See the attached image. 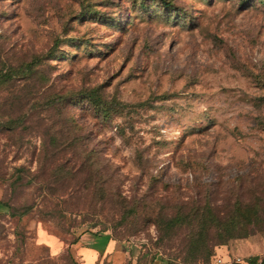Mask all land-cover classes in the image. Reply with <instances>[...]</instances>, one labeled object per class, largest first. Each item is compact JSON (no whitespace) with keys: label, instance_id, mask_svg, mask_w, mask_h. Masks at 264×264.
Returning <instances> with one entry per match:
<instances>
[{"label":"rangeland","instance_id":"obj_1","mask_svg":"<svg viewBox=\"0 0 264 264\" xmlns=\"http://www.w3.org/2000/svg\"><path fill=\"white\" fill-rule=\"evenodd\" d=\"M205 249L264 264V0H0V264Z\"/></svg>","mask_w":264,"mask_h":264},{"label":"trees","instance_id":"obj_2","mask_svg":"<svg viewBox=\"0 0 264 264\" xmlns=\"http://www.w3.org/2000/svg\"><path fill=\"white\" fill-rule=\"evenodd\" d=\"M38 60L39 59L36 58L33 63L37 62ZM87 94L89 95V97L92 99L93 102H96L98 104H104V100L101 97V95L98 93L97 89H92ZM207 209L209 210V214L206 217H204L201 221L203 229H205V235L210 231L211 227L215 226L220 231L219 234L213 238V240H216L215 242H217V243H224L225 240L228 238L245 236V235H241V233H236V231H235L236 230V223L234 222V219H231L229 221H228V219H220L214 215L211 207H207ZM182 218H183L182 216H177V215L173 216L172 218L168 219V224L170 226H174V225L178 224ZM95 235H98V234H95ZM207 235H209V233ZM203 243H205V242H203ZM212 254H210L207 249H205L202 252L203 256H205L207 258L209 257V263L208 264H210V262H211ZM153 261H154V258L152 259L150 264H153ZM251 261L253 264H259L257 262V258H255V257L251 258ZM261 263H264V257L262 258Z\"/></svg>","mask_w":264,"mask_h":264},{"label":"built area","instance_id":"obj_3","mask_svg":"<svg viewBox=\"0 0 264 264\" xmlns=\"http://www.w3.org/2000/svg\"><path fill=\"white\" fill-rule=\"evenodd\" d=\"M251 261V257L246 256ZM244 258L241 255H230L229 253L215 251L211 256L210 264H242Z\"/></svg>","mask_w":264,"mask_h":264},{"label":"crops","instance_id":"obj_4","mask_svg":"<svg viewBox=\"0 0 264 264\" xmlns=\"http://www.w3.org/2000/svg\"><path fill=\"white\" fill-rule=\"evenodd\" d=\"M94 249H96V248H94ZM97 252L99 253V255L102 254L101 252H99V250H97ZM105 252H106L107 256H110L114 259H117V257L120 258L123 254V251L120 250V248L117 246V242L114 241L112 238L107 242ZM98 257L100 258V256H98ZM99 258H98V260H99Z\"/></svg>","mask_w":264,"mask_h":264}]
</instances>
